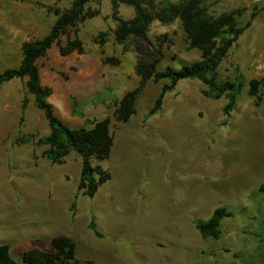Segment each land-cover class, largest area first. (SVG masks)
<instances>
[{
  "label": "rangeland",
  "instance_id": "rangeland-1",
  "mask_svg": "<svg viewBox=\"0 0 264 264\" xmlns=\"http://www.w3.org/2000/svg\"><path fill=\"white\" fill-rule=\"evenodd\" d=\"M74 1L0 0V74L18 68L24 44L48 35L57 11ZM202 1L215 17L235 13L240 27L250 24L218 69V83L245 82L230 115L228 96L208 97L200 80L181 81L152 114L170 81L140 87L139 61L180 70L200 52L189 47L179 20L154 21L147 43H118V19L129 21L135 11L112 0H91L84 10L99 14L68 29L37 62L48 102L67 126L111 122L115 145L102 163L111 179L93 198L78 190L76 154L53 164L38 144L50 130L27 79L0 87V246L14 260L23 264L27 251H50L53 238L66 236L84 262L264 264V84L257 98L250 94L251 81L264 83V0ZM69 41L82 52L62 55ZM136 89V114L120 122L116 107ZM218 208L229 213L222 234L203 238L196 224Z\"/></svg>",
  "mask_w": 264,
  "mask_h": 264
},
{
  "label": "trees",
  "instance_id": "trees-1",
  "mask_svg": "<svg viewBox=\"0 0 264 264\" xmlns=\"http://www.w3.org/2000/svg\"><path fill=\"white\" fill-rule=\"evenodd\" d=\"M91 0H75L71 9L64 14L56 13L57 19L48 35L28 42L22 48V60L18 68L7 69L0 74V87L17 79H27V92L35 97L37 107L43 111L50 133L38 140L39 145L47 146L46 157L57 165L64 164L71 154H76L81 162L78 190L85 196L93 198L102 185L111 179V174L102 163L107 161L115 145V138L109 119L93 122L92 128L73 129L67 126L56 114L48 102L50 90L42 85L40 68L37 62L46 57L59 38L70 28L97 16V11H85L84 8ZM114 6L125 4L133 7L135 17L129 21L119 20L116 31V41L124 44L128 38H134L139 43L149 41L150 25L154 21L170 24L179 20L186 35L189 47L197 49L201 58L180 70L166 67L159 71L156 63L145 64L139 61L136 66L140 77V87L149 81L159 82L167 79L169 85L163 86L151 113L154 114L162 107L165 96L184 80H200L209 88L208 97L220 99L227 95L229 103L224 109L230 115L237 104V98L245 87V82L238 79L218 83V69L227 58L231 48L243 35L250 24L240 27L235 13H224L215 17L203 4L202 0H112ZM257 12L252 13L256 17ZM81 43L69 41L65 47H60L62 55L66 56L76 51L82 52ZM260 80L250 82V94L258 97L263 86ZM139 89L129 91L116 107L115 116L120 122L127 123L136 114V99ZM29 100L24 99L22 106L26 108ZM29 141L26 139L25 141ZM97 162V164H95ZM260 190L264 192V185ZM229 213L224 208H218L207 221L196 224L203 238H219L222 234L221 223ZM91 229L97 236L100 234L94 223ZM51 250L41 251L32 249L23 256V264H99L93 261H82L78 258L77 244L66 236L53 238L50 241ZM0 264H21L13 259L10 247L0 246Z\"/></svg>",
  "mask_w": 264,
  "mask_h": 264
}]
</instances>
